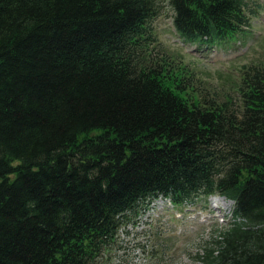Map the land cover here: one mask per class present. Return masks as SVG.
Returning <instances> with one entry per match:
<instances>
[{"label":"trees","instance_id":"obj_1","mask_svg":"<svg viewBox=\"0 0 264 264\" xmlns=\"http://www.w3.org/2000/svg\"><path fill=\"white\" fill-rule=\"evenodd\" d=\"M251 0H169L216 44ZM156 0H0V264H99L156 199L234 202L204 264H264V61L236 98L155 52ZM191 75V76H190ZM197 93H195V91Z\"/></svg>","mask_w":264,"mask_h":264},{"label":"rangeland","instance_id":"obj_2","mask_svg":"<svg viewBox=\"0 0 264 264\" xmlns=\"http://www.w3.org/2000/svg\"><path fill=\"white\" fill-rule=\"evenodd\" d=\"M156 1L160 13L153 21L158 44L154 53L168 57L179 70L185 68L201 94L236 98L243 67L264 61V0L250 1L254 14L249 27L211 45L183 38L174 27L169 0ZM226 199L217 203L211 196H199L185 205L156 199L121 227L99 264H204L198 255L233 220L234 204L227 208Z\"/></svg>","mask_w":264,"mask_h":264},{"label":"bare ground","instance_id":"obj_3","mask_svg":"<svg viewBox=\"0 0 264 264\" xmlns=\"http://www.w3.org/2000/svg\"><path fill=\"white\" fill-rule=\"evenodd\" d=\"M219 196H220L221 198H220ZM217 198L220 199V200H222V201H225V199H226L224 196L217 195V194L211 196V199L214 200L215 202H217V203L221 202V201L218 200ZM226 200H228V199H226ZM233 204H234V202H233L232 200H229V205L227 206V208H228L230 205L233 206ZM214 208L217 209V208H219V206H215Z\"/></svg>","mask_w":264,"mask_h":264}]
</instances>
